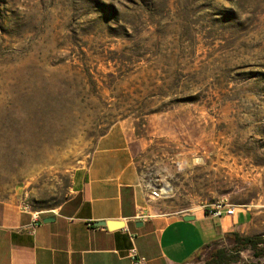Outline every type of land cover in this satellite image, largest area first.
I'll list each match as a JSON object with an SVG mask.
<instances>
[{"label":"rangeland","instance_id":"rangeland-1","mask_svg":"<svg viewBox=\"0 0 264 264\" xmlns=\"http://www.w3.org/2000/svg\"><path fill=\"white\" fill-rule=\"evenodd\" d=\"M109 133L157 211L224 200L264 235V0H0V204L52 210ZM221 247L264 261L187 264Z\"/></svg>","mask_w":264,"mask_h":264},{"label":"crops","instance_id":"crops-1","mask_svg":"<svg viewBox=\"0 0 264 264\" xmlns=\"http://www.w3.org/2000/svg\"><path fill=\"white\" fill-rule=\"evenodd\" d=\"M158 199H148L127 138L104 135L89 161L72 172L68 197L52 210L1 202L0 264H135L133 247L142 264H187L205 247L225 242L226 233L258 227V215L246 210L163 212ZM106 220L123 223L97 225Z\"/></svg>","mask_w":264,"mask_h":264},{"label":"built area","instance_id":"built-area-1","mask_svg":"<svg viewBox=\"0 0 264 264\" xmlns=\"http://www.w3.org/2000/svg\"><path fill=\"white\" fill-rule=\"evenodd\" d=\"M155 181L151 178H146L143 175V184L144 188L148 193V199H155V198H164L167 196L166 188L168 186L164 185V190H155ZM23 210H28L27 206H21ZM206 212L213 215V216H221L222 214L226 215H233L236 212V208L234 205L229 204L224 200H219L211 205L206 207ZM38 213V211L36 212ZM140 217H149L150 215L147 213H142L139 215ZM129 256L134 260L135 264H142L145 260L143 257H138L136 249L133 247L129 251Z\"/></svg>","mask_w":264,"mask_h":264},{"label":"trees","instance_id":"trees-1","mask_svg":"<svg viewBox=\"0 0 264 264\" xmlns=\"http://www.w3.org/2000/svg\"><path fill=\"white\" fill-rule=\"evenodd\" d=\"M224 237L232 245L233 251L236 254H239V252L244 249H251L254 252L257 250L264 251V248L261 247L264 246V235L243 236L239 232L233 231L226 233ZM226 252L227 250L224 247L215 250L212 257V262L208 264H222L230 262L231 259L229 260V258H226ZM258 256H264V254L260 253ZM235 260L237 259H234L233 261Z\"/></svg>","mask_w":264,"mask_h":264},{"label":"water","instance_id":"water-1","mask_svg":"<svg viewBox=\"0 0 264 264\" xmlns=\"http://www.w3.org/2000/svg\"><path fill=\"white\" fill-rule=\"evenodd\" d=\"M193 215H185L184 219H193ZM46 220V219H45ZM122 221H114V220H106V221H97V225L101 226V225H106L108 228H112L115 226H120L122 225ZM262 264H264V261L262 262Z\"/></svg>","mask_w":264,"mask_h":264},{"label":"bare ground","instance_id":"bare-ground-1","mask_svg":"<svg viewBox=\"0 0 264 264\" xmlns=\"http://www.w3.org/2000/svg\"><path fill=\"white\" fill-rule=\"evenodd\" d=\"M166 186H167V185H166ZM155 190H164V187L162 188V187H158V186L155 185ZM166 192H167V193H171V191H170L169 188H166Z\"/></svg>","mask_w":264,"mask_h":264}]
</instances>
